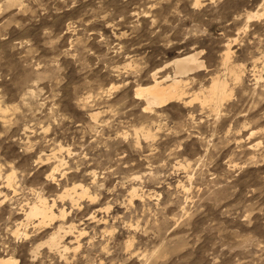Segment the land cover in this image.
Here are the masks:
<instances>
[{"label":"rangeland","instance_id":"1","mask_svg":"<svg viewBox=\"0 0 264 264\" xmlns=\"http://www.w3.org/2000/svg\"><path fill=\"white\" fill-rule=\"evenodd\" d=\"M196 2L0 0V256L264 264V0ZM229 42L242 78L229 77L218 110H145L135 97L153 71L172 74L169 60L200 50L208 69L190 99L225 73ZM76 184L87 193L74 203L65 190ZM38 195L57 214L42 227L23 219ZM60 225L75 226L65 252L46 242Z\"/></svg>","mask_w":264,"mask_h":264},{"label":"bare ground","instance_id":"2","mask_svg":"<svg viewBox=\"0 0 264 264\" xmlns=\"http://www.w3.org/2000/svg\"><path fill=\"white\" fill-rule=\"evenodd\" d=\"M198 3H199V0H197L196 4H198ZM253 15H249V18L254 17ZM256 15H257V13H256ZM201 53H202V51H200V50L199 51H193V52H189L185 55L177 56V57L169 60V63L174 65V69H173L174 72H172V74L167 73V74H164L162 76H159L158 75L159 71L155 70L152 72L151 80L148 84L139 85L138 87H136L135 97L145 99L146 104L144 106V109L145 110H153L156 107H161V106H163L169 102H172V101H174V102L182 101L184 103L190 104L194 100H198L202 106H205L206 104H208V105H211L214 109L218 110L222 104V101L224 99H226L231 94L229 77H230V79L232 78L233 80H236L237 82L240 81L242 78V70L238 66L233 65L232 60H231L233 51L231 49L230 42L227 43L226 50L224 51V53L222 55L223 65L225 66L224 68L226 70L225 73L224 74H215V75L211 76V80H210L208 87L205 90L201 89V92L192 93V97L190 99H188V96L190 95L189 91L193 87L192 86L190 88L191 83L195 79L194 78L195 76H193V75L200 70H207L208 69L207 66H205L206 64H205L203 58L200 57ZM252 131H254V130H252ZM252 131H251V133H252ZM147 136H148V134H147ZM30 146H31V144H30ZM52 149L54 150V148H52ZM55 150H57V148H55ZM55 153H56V151H55ZM55 153H52V154H54V156H52V154H50V155L52 157H55V159H56ZM56 155H58V154H56ZM42 156H40L39 159H43ZM61 158H60V160H61ZM62 160H64V159H62ZM56 161H54V162L56 163ZM59 165L61 166L62 164L56 163V165L53 168H51L52 170L50 169L51 172L50 171H49V173L47 172L48 175L46 173V176H48V178L51 177L52 179H55V175H56L55 171L59 170ZM5 177L7 180V185L9 187H10V185H12V187H13L14 172L8 173L7 176H5ZM45 179H47V178H45ZM77 184L75 186H73L72 188H69L67 186L69 189L65 190L66 191L65 194L69 195V197H71L72 200L78 198L76 196H78L80 194H86L87 193L86 189L83 188L82 185H78L81 187V193H80L78 191L79 189L77 190V188H78ZM10 189H12V188H10ZM13 189H14V187H13ZM134 193H136V192H134ZM1 194H3V193H1ZM63 194H64V192H63ZM62 197H64V196H62ZM38 198H39L38 201L27 202V204H26L27 208L24 209L25 212L23 213L25 218H23V219L27 220L28 222L29 221L32 222V220H33L34 222H36V223L32 222L35 224V226L39 225L42 227V225L46 224L47 221L50 222L55 217H57L56 216L57 214H55L54 209L52 208L55 205V199L53 200L52 203H50L46 198H43L39 195H38ZM72 200H70V201H72ZM77 201L78 200L76 199V202ZM73 202L75 203V200H73ZM64 209L62 208V210H61L62 215H64V213H65ZM59 213H60V211H59ZM61 214H59V215H61ZM22 221L20 222L21 224H23ZM70 221H72V220H70ZM98 222H99V220H98ZM74 225H70L68 227V229H67V226L65 228L64 226L60 225L59 228L56 229L57 231L53 232L51 234V236L49 237V239L46 241L48 243L49 247H51V248L62 247L64 252L66 250L68 251L69 246L67 244H65V242H64L63 246H61L62 245V239H64L63 236L66 235V233L73 231V228H75ZM129 226H130V224H129ZM79 229L80 230H78V233H76L77 237L81 236V235H85L82 233H86V232H83L84 230L82 231L81 227ZM62 232H65V233H62ZM15 233H19V227L15 230ZM23 233H24V236L28 235V232L26 231V229L24 230ZM70 241H72V240H70ZM76 243H77V241H76ZM79 246H80V241H78L77 247H79ZM0 264H18V259L12 255H1L0 256Z\"/></svg>","mask_w":264,"mask_h":264},{"label":"snow or ice","instance_id":"3","mask_svg":"<svg viewBox=\"0 0 264 264\" xmlns=\"http://www.w3.org/2000/svg\"><path fill=\"white\" fill-rule=\"evenodd\" d=\"M198 6V5H197Z\"/></svg>","mask_w":264,"mask_h":264}]
</instances>
